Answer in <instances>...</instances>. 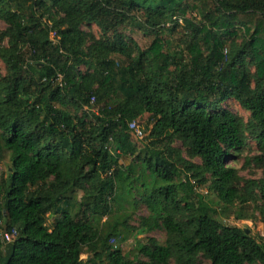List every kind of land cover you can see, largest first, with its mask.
<instances>
[{
    "label": "trees",
    "instance_id": "16d2710c",
    "mask_svg": "<svg viewBox=\"0 0 264 264\" xmlns=\"http://www.w3.org/2000/svg\"><path fill=\"white\" fill-rule=\"evenodd\" d=\"M0 21V264H264L219 218L264 225V0H0Z\"/></svg>",
    "mask_w": 264,
    "mask_h": 264
},
{
    "label": "rangeland",
    "instance_id": "374dc122",
    "mask_svg": "<svg viewBox=\"0 0 264 264\" xmlns=\"http://www.w3.org/2000/svg\"><path fill=\"white\" fill-rule=\"evenodd\" d=\"M4 24L2 21H0V28H4ZM92 30L95 33H98V29L97 27L93 26ZM126 34L131 35L135 40L138 41V43L140 44L141 47H145L148 46L151 41H152V35H143V33L139 30H137L136 28H129L128 30L125 31ZM171 39H169L170 45L172 47H174L177 43L175 38H177L176 36L174 37H170ZM0 72L4 73V64L0 61ZM232 101H230L231 103ZM233 111H238L240 114H242L243 116L247 117L248 114L242 110H239L238 107H236L235 105L232 106L231 108ZM177 145V144H176ZM8 153L7 156L4 157V159L2 161H0V174L1 173H5L7 168L10 165L9 162V157H8ZM229 165H232L233 162L232 161H228ZM243 166V162L242 163H238L237 164V168L240 169V174L244 177H252V178H260L263 176V173L260 170L257 169H251L249 170L248 168L243 170L241 169V167ZM10 168V167H9ZM80 192L79 191H68L67 195L71 196L74 195V197L79 196ZM217 206V205H215ZM218 209V211H221L218 206L216 207ZM141 212V211H140ZM140 212H138L137 214H139ZM145 211H142V214H144ZM219 218H221L225 223L228 224H233L237 227L243 228L245 230H247L248 234H250L251 236H254L256 239L260 240V237L264 236V225L261 222V217L258 213H256L252 206H243L242 208L237 207V208H232L229 210H224L222 211V213L219 215ZM53 218L52 217H48L46 224L51 227L52 225V221ZM131 226L136 227L137 226V220L133 219L130 221ZM149 236H153L155 237L160 243H162L164 241V237L165 234L163 231L157 230V231H153L149 234H147ZM146 236V234H138L135 231H127V233H125V235H123L124 239L117 243H114L115 246L121 248L123 250V252L125 254H128L127 257L131 258L137 255V249L135 248V244L136 241H142L143 238ZM122 239V238H120ZM82 259H89V255L87 253H83L81 256ZM255 264H260V263H255Z\"/></svg>",
    "mask_w": 264,
    "mask_h": 264
},
{
    "label": "built area",
    "instance_id": "2783aa9c",
    "mask_svg": "<svg viewBox=\"0 0 264 264\" xmlns=\"http://www.w3.org/2000/svg\"><path fill=\"white\" fill-rule=\"evenodd\" d=\"M54 36H55V33L52 32L51 33V37L53 38ZM128 127H129V129L133 130V132L136 134L137 137H142L143 136L142 129L134 121L128 122ZM4 238L7 241H9L11 239V235L5 234Z\"/></svg>",
    "mask_w": 264,
    "mask_h": 264
},
{
    "label": "water",
    "instance_id": "95a60500",
    "mask_svg": "<svg viewBox=\"0 0 264 264\" xmlns=\"http://www.w3.org/2000/svg\"><path fill=\"white\" fill-rule=\"evenodd\" d=\"M245 231H246V233H248L247 230H245ZM125 255L128 256V254H125Z\"/></svg>",
    "mask_w": 264,
    "mask_h": 264
}]
</instances>
